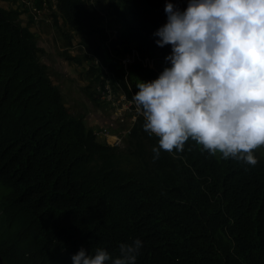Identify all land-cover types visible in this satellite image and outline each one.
<instances>
[{"label": "trees", "instance_id": "trees-1", "mask_svg": "<svg viewBox=\"0 0 264 264\" xmlns=\"http://www.w3.org/2000/svg\"><path fill=\"white\" fill-rule=\"evenodd\" d=\"M58 1L64 23L91 36L108 61L109 36L95 27L85 0ZM5 2L0 0V264H72L82 247L89 253L104 248L115 257L121 242L135 238L143 241L137 264H264V161L224 159L192 139L183 151L162 150L154 158L158 137L144 130L143 116L125 147L101 143L52 83L28 25L33 19L21 18H29L28 11L20 2L18 8ZM122 2L133 15L128 40L158 65L132 64L128 73L123 65L111 66L113 82L131 97L140 81L171 66L165 59L171 45L158 46L154 36L164 24L154 20L150 27L148 9L159 7L167 18L166 3L180 7L175 0Z\"/></svg>", "mask_w": 264, "mask_h": 264}, {"label": "clouds", "instance_id": "clouds-1", "mask_svg": "<svg viewBox=\"0 0 264 264\" xmlns=\"http://www.w3.org/2000/svg\"><path fill=\"white\" fill-rule=\"evenodd\" d=\"M165 12L154 36L158 46L171 45V66L139 80L133 96L144 130L158 137L154 158L192 139L255 165L254 151L264 147V0H189L183 11L168 2ZM142 247L139 238L121 242L115 257L82 247L72 264H137Z\"/></svg>", "mask_w": 264, "mask_h": 264}, {"label": "rangeland", "instance_id": "rangeland-1", "mask_svg": "<svg viewBox=\"0 0 264 264\" xmlns=\"http://www.w3.org/2000/svg\"><path fill=\"white\" fill-rule=\"evenodd\" d=\"M8 2L10 6L16 8V0L12 2L8 0ZM175 2L183 11L187 8L189 0H175ZM85 3L88 10L94 13L95 27L109 36L106 43L109 52L108 61L102 58L91 36L84 35V31L82 33L75 31L70 25L64 23L59 4L56 9L50 7L48 11H42L40 21L34 22V18H30L31 15L29 18L26 17L28 15L21 18L26 21L33 19L28 25L36 41L41 45L40 61L46 66L52 83L61 89L65 105L74 116L83 119L88 128H91L92 126L88 124V121L92 120L90 116L97 115L102 122L107 116V112H104L105 109L99 101L95 100V96H89V89L92 91L97 81L96 75L100 77L105 73V75L112 76L114 74V70L111 69L113 64L124 66L126 60L137 54L142 60L149 59L152 65L150 67L146 62L142 63L138 60H135L133 65L141 63L144 67L153 70H157L158 65L150 57H141L139 44L134 40H128L127 26L132 22L133 15L122 0H85ZM161 11L159 7L148 9L150 27L153 26L154 20L163 24L167 22L166 16ZM99 66H102L101 69H98ZM54 77H59V82L58 79L54 80ZM115 88L117 94H128L122 90L120 82H115ZM120 120V118L119 121L114 119V122L101 125L93 122L94 129L92 130L97 132L104 126L115 124L122 132L128 122L124 119H122L123 122ZM99 141L105 142L104 139H99ZM254 155L258 160L264 161V147L256 149Z\"/></svg>", "mask_w": 264, "mask_h": 264}, {"label": "built area", "instance_id": "built-area-1", "mask_svg": "<svg viewBox=\"0 0 264 264\" xmlns=\"http://www.w3.org/2000/svg\"><path fill=\"white\" fill-rule=\"evenodd\" d=\"M39 2H42V8L39 7ZM22 4L21 9L27 10L28 14L32 15L35 21H40L41 12L48 11L49 8L56 9L58 7V0H20ZM137 54V53H136ZM138 60L139 62H146L150 67V60H142L139 55H134L133 58H129L124 62V69L128 73L129 67ZM111 75L104 73L99 77V80L95 82L92 87L95 98L101 103L102 107L106 109L107 114L112 120L128 122L125 129L120 132V129L115 124L102 127L99 131H95L98 139H104V144H107L116 148H123L126 142L132 135L134 127L138 124L139 119L143 116L142 112L137 109L133 101L134 94L130 97L126 93L117 94L115 83L112 80ZM114 116L117 118H114ZM124 119V120H122ZM114 122V121H113Z\"/></svg>", "mask_w": 264, "mask_h": 264}, {"label": "crops", "instance_id": "crops-1", "mask_svg": "<svg viewBox=\"0 0 264 264\" xmlns=\"http://www.w3.org/2000/svg\"><path fill=\"white\" fill-rule=\"evenodd\" d=\"M11 2H12V0H11ZM19 2H20V0H16V4H17V6H16V8L18 7V5H19ZM6 4H8L9 5V2H8V0H6V2H5ZM10 6V5H9ZM13 7V6H12ZM15 8V7H14ZM25 14H23V16H24ZM26 16V15H25ZM59 77H54V80L55 79H58ZM92 79V78H91ZM58 82H59V79H58ZM104 112H106V109L104 110ZM106 118L105 119H103V122L102 121H100L99 119H100V117H98L97 118V115H92V116H90V118L92 119V120H89L88 121V124L90 125V126H92L91 127V129H94L93 128V126H94V123H98L99 125H101V124H105V123H110L111 121L113 122V118L111 119V117L106 113ZM108 120V121H107ZM94 122V123H93ZM102 122V123H101ZM85 124L87 125V123L85 122ZM88 126V125H87ZM95 131V130H94Z\"/></svg>", "mask_w": 264, "mask_h": 264}]
</instances>
